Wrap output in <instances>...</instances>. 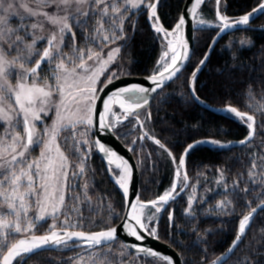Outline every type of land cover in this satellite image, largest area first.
I'll use <instances>...</instances> for the list:
<instances>
[{"label":"snow or ice","instance_id":"obj_1","mask_svg":"<svg viewBox=\"0 0 264 264\" xmlns=\"http://www.w3.org/2000/svg\"><path fill=\"white\" fill-rule=\"evenodd\" d=\"M159 2L160 0H0V128L3 129L0 132V205H6L8 209L7 213L0 209V264H13L14 260L16 264H25L28 258L42 250L61 246L64 248L79 246L76 241H81L89 248H95L109 245L116 239L117 229L113 227L94 233L70 230L82 226L80 220L83 219V213L80 204L90 203L91 200L88 196V184L85 182L80 186L81 192H77V185L70 182V176L75 179L82 178L85 174V161L88 159L91 147L89 146L85 151L82 150L81 145H89V140L85 137L87 130L93 127L95 85L99 77L108 71L109 66L116 63L121 49L127 47L131 39L125 30L126 22L134 35L135 21L131 17L136 15V11L146 8L155 33H164L165 39L175 33L183 52L177 51L173 41L168 40V50L164 51L161 60L158 61V67L169 57V52L172 53L170 62L163 63V70L149 77L154 87H125L109 96L108 100L104 101L105 114L100 118V128L116 126L115 122L110 124L105 122L106 114L111 112L112 102H119L125 113H134L136 109L149 103L145 94L157 92V89H162L167 81L178 79L183 62L189 59L188 44L181 40L179 35L185 24L184 16L179 18L172 32L166 31L158 23ZM215 2L217 19L220 22L216 26L221 32L232 27L233 24L247 25L250 17L257 11L264 13V4H261L259 9H253L252 13L232 22L220 13L221 0ZM202 3L204 0H195L190 12L196 15V10ZM17 5L24 10L25 15L20 14ZM17 17L18 26L10 27L11 19ZM39 17H43V20L38 19ZM45 23L51 25L47 36L38 34L45 31ZM198 23L203 25L207 22L200 19ZM74 27L81 32L83 46H77ZM120 41L123 43H119ZM241 44L243 45L244 42L241 41ZM65 47L69 48L70 52H65ZM105 48L109 49L106 55ZM207 59L208 53L200 60L189 78L190 95L200 103L202 101L196 95L195 82ZM89 61L92 63L90 64ZM118 67L122 68V65ZM241 67L247 68V65ZM225 69L232 70L228 69L227 65ZM220 74L223 75L224 71L221 70ZM13 77L14 85L11 82ZM116 78L117 73L111 72L106 77L107 84L113 83ZM248 96L252 97L250 85ZM53 97L58 99L54 100ZM52 111L54 117L51 125L44 124L43 118ZM221 111L234 115L246 124L249 133L239 143L249 145L256 134V114L264 115V105H258L253 110V114L241 112L230 105ZM136 117L138 120V114ZM146 119H151V112L147 113ZM38 123L43 125L42 130H38ZM81 126H84V131L79 130ZM140 126L143 127V124ZM259 127L264 129V122H261ZM62 133L67 135L61 136ZM144 136L153 139L155 144L172 157L173 163L177 165L175 175L178 179L181 170L185 169V157L199 144L212 143L224 148L229 146L214 139L196 141L185 148L177 164V158L165 144L149 136L147 132ZM61 143L78 160L75 166L72 165ZM95 144L108 156V163H113L112 157H116V154L99 141ZM36 148L40 149V153L34 158L32 152ZM259 159L262 162L261 171L259 173L256 171L258 165L253 158L247 173L253 183H264V156ZM116 168L121 169V172L116 173L111 168L109 171L118 177L115 183L127 194L125 181L126 174H130V166L126 160H121ZM218 171L221 172V180H223V171L219 169ZM187 179V172L184 171L183 180L186 182ZM184 186L186 187L187 184L185 183ZM225 187L227 188V185ZM176 188L177 183L174 182L171 188L157 200L149 202L155 207L156 213H159L169 200L175 199ZM241 191L247 193L249 189L246 186ZM66 199L70 203L66 204ZM230 203L231 201L221 202L218 207H225ZM158 204L160 206H157ZM33 206L36 207L37 214L29 216V209ZM130 207L131 219L135 220L136 225L149 235L157 237L158 224L149 226L153 221L158 222L159 218L155 213L147 216L145 223L141 219L145 205L133 204ZM260 207L264 208V203ZM137 208L141 210L140 214H137ZM255 212L256 209H252V212L240 219L238 232L228 249L229 253L238 249ZM60 215H63L64 219L57 224ZM73 215L79 217L75 222L72 219ZM186 215H193L191 197ZM6 216H14L15 219L9 222L4 218ZM49 218L53 223L49 225L48 231L36 235L37 226H43L41 222L46 223ZM173 226L170 213L169 227ZM125 227L129 228L130 234L137 240L143 239L135 227L127 224ZM138 250L146 256L158 257L166 261V264H173L171 258L158 256L150 249L138 248ZM223 259V257L218 258V260ZM218 260L212 261L211 264H218ZM237 264H250L249 258L244 257L238 260Z\"/></svg>","mask_w":264,"mask_h":264},{"label":"trees","instance_id":"obj_2","mask_svg":"<svg viewBox=\"0 0 264 264\" xmlns=\"http://www.w3.org/2000/svg\"><path fill=\"white\" fill-rule=\"evenodd\" d=\"M263 1L222 0L220 7L225 16L238 19ZM184 2L185 0L160 1L158 14L168 30H171L177 22ZM213 10L215 11V8ZM131 18L135 21V33L133 35L126 22L125 30L131 39L127 47L121 49L118 65H122L126 74L130 76H149L160 58L161 43L149 24L146 11L140 10ZM217 32V29L196 31L194 53L189 65L177 80L158 93L148 109V112H151V119L148 120L151 135L165 144L177 161L185 148L195 141L214 139L232 143L243 140L249 133L246 124L234 116L229 113L226 115L215 113L197 103L190 95L189 78L200 60L204 58ZM237 33L247 35L252 40V45L239 47L234 43L230 50L223 48L228 38L225 35L213 51L207 65L197 75L196 94L211 107L223 109L230 105L241 112L253 114L252 106L256 108V105H260V101L264 99V13L246 29ZM120 43L122 44L123 41ZM226 65L232 70H226ZM242 65H247V68H242ZM221 70L224 71L223 75L220 74ZM249 85L252 90L251 98L248 96ZM256 119V134L249 145L230 149L198 146L188 155L189 180L203 175L205 181H201V184L203 182V186L206 185L213 190L214 181H206V179L215 178L220 172L219 169L228 180L225 183L234 186L235 189L233 192H228L230 194L228 201L231 203L226 208H212V211L207 212L208 208L215 206L222 197L226 196L223 193L214 192L203 197L201 201L206 200V202L198 206L194 217H188L183 213L186 207L185 195L189 187L185 195L169 204L160 220L158 236L181 254L184 264H210L217 259L234 240L243 215L264 202V188L258 191L259 188L247 175L252 164L250 153L258 152V149L249 151V148L257 144L260 151L264 150L263 146H260L262 144H258L257 141L259 135L264 138V129L261 128L259 134V125L264 122V115L256 116ZM115 133L124 142L121 136ZM156 153L163 158L162 162L158 160ZM133 154L140 169L141 200H152L172 184L173 168L168 154L150 142L145 145L141 140ZM156 160L160 164L155 165ZM89 170L90 194L107 205L111 204L120 212L118 218L121 217L124 212V197L110 179L97 152H93L89 158ZM246 186L249 191L242 192L241 190ZM170 213L173 227H169ZM110 218L108 214H103L98 221L91 223L85 229L78 230L97 232L106 229L108 227L105 225ZM99 248L87 250L69 247L43 250L28 258L25 264H77L78 257ZM124 248L133 254L125 246ZM244 257L249 258L250 264H264V211L257 215L245 239L225 264H237V261Z\"/></svg>","mask_w":264,"mask_h":264},{"label":"rangeland","instance_id":"obj_3","mask_svg":"<svg viewBox=\"0 0 264 264\" xmlns=\"http://www.w3.org/2000/svg\"><path fill=\"white\" fill-rule=\"evenodd\" d=\"M214 8L216 9V2H215V0H211L208 3L205 2L202 5V7L197 11V14L195 16V25L197 27L196 31L202 30V29H217L219 31V27L216 26L219 24V22L216 19V13L213 10ZM17 10L20 12V14L25 15L24 10L19 8L18 5H17ZM141 10L146 11L147 18H148V15H149L148 10L146 8H142ZM49 11H51V9H49ZM134 11H136V10H134ZM138 11H140V10H138ZM138 11H136V12H138ZM220 11H221V14L224 15L222 13L221 7H220ZM157 12H158V10H157ZM158 16H159V14H158ZM38 19L43 20V17H39ZM200 19L205 20L207 23H205L203 25L199 24L198 20H200ZM148 21H149V18H148ZM160 21H161V19H160ZM149 24L151 26L150 21H149ZM9 26L13 27V28L17 27L18 26V17L12 18ZM159 26L168 30L163 24H161V25L159 24ZM247 27H243V28L229 32L227 34V36H228V38L226 40L227 43L222 47L230 50V49H232L231 45L234 43H237L239 45V47H250L252 45V40L249 37H247V35H245L244 33H237V31H243ZM50 28H51V25H48L47 23H45V31L43 33H38V34H43V35L47 36L49 34L48 30ZM151 28L154 31L152 26H151ZM73 31L76 32L77 46L78 47L83 46L84 41H83V37L81 35L80 30L74 27ZM155 34L159 38L160 43H161V48H162L160 58L158 59V61H160L164 51L168 50V47H167L168 44L166 43V39L163 35H161L160 33L159 34L155 33ZM241 41L244 42L243 45L241 44ZM66 43H67V40H66ZM5 47H7V46L5 45ZM93 47H95V46L93 45ZM111 47H116V45H111ZM108 50H109L108 48L104 49L105 55L107 54ZM64 51L70 52V49L65 47ZM170 57H171V53L169 52V57L166 58L165 61L162 62V64L159 67H158V61H157V64H156L151 75H153L154 73H157L159 71H162L163 70V63L170 62ZM118 59H119V57H118ZM118 59H117L116 63H113L109 66L108 71L104 72V74L99 77V80H98L97 84L95 85V87H96L95 96L96 97H97V94L100 91V89L107 83L106 77H108L111 74V72L115 71L117 73V78L130 76V75L126 74V71L123 67L121 68V67L117 66L118 65ZM89 63L91 64L92 61H89ZM11 82L13 85L15 84V78L14 77L11 79ZM53 99L55 100L58 98L53 97ZM260 105H264V99H263V101H260ZM256 106H258V105H256ZM252 108L254 110L255 106L253 105ZM148 109L149 108H146V109L142 110L140 113H138V119H141L143 121L145 131L148 133L149 136H152L151 130L149 127V123H148V119H146ZM113 113H115V115H113ZM229 115H232V114H229ZM259 115H261V114H258V113L256 114V116H259ZM232 116H234V115H232ZM53 117H54V111L49 112L48 116H45L43 118L44 124L51 125ZM108 120H109V123L115 122L116 126L112 127V128L114 129L115 132H117L121 136V138L128 145V147L131 148L132 152H134V150L137 149V147L139 145V140H141V142L144 143L145 145H146V143L150 142L151 144H153V146L159 147V145L154 143L153 139H149L148 136H144V133L142 132L141 127L138 124L136 114L134 116H132L131 118L124 120V116H123V113L121 112V110L119 108L115 107L114 111L109 113ZM128 120H131V121L128 122ZM37 127H38V130H42L43 125L38 123ZM79 130L84 131V126H81V128ZM2 131H3V129L0 128V132H2ZM260 133H261V128L259 129V134ZM64 135H67V134L66 133L61 134V136H64ZM141 137H143V138H141ZM85 138L89 140V145H81L82 150L86 151L89 146L91 147V151L89 153L88 159L85 161V174L82 178L77 177L75 179H72L70 176V182L74 185H77V188H76L77 192H81L82 189L80 186H82L86 182L88 184V196L91 198V200H90V203L89 202H83L80 204V209L83 213V219L80 220V223L82 226L78 227L76 229H70V230L85 229L89 225H91V223L98 221L103 216V214H108L109 216H111L110 221H108V224H106L105 226L113 227L116 224H118L122 218V216L118 218V215H121L120 212L116 211L111 204L107 205L105 202L97 200L98 198L93 197L90 194V182L91 181H89V175H88L89 171H90L89 170V158L93 152H97L95 145H94V126L87 130V135ZM257 141H258V144H262L260 146H263V148H264V138L260 137V135H259ZM220 142L222 144H229V143H224L223 141H220ZM209 145L212 147H219V146L212 144V143H209ZM61 146H62V148H64L66 155L69 156V159H70L72 165L75 166L78 163V160L76 159V157L73 156L71 154V152H69L67 150V148L64 147L63 143H61ZM252 149H258V152L250 153L251 154L250 158H251V160H253V158L256 159V162L258 165L256 171L259 173L261 171L260 165L262 163L259 158L261 156H264V153H263L264 150L262 149L260 151L259 147H257V144L253 145L251 148H249V151ZM39 153H40V149L36 148L32 152V157H34V158L38 157ZM156 156H157L158 160L160 162H162L163 158L160 155H158L157 153H156ZM168 159L170 160V162L172 164V168H173L172 169V173H173L172 184L177 181V188H176V194H177L181 191V189L184 187L186 182L183 180V176L180 177L179 179L176 177L175 173H176L177 165L173 163L172 157L168 156ZM158 163L159 162L157 160H156V162L154 161L155 165H157ZM177 164H178V161H177ZM114 171L116 173L121 172V170H114ZM115 178H118V177L116 176ZM201 181H205V179L203 178V175H199V176H197V178L189 180V191L187 194H186V192L182 194V195L186 194L185 195L186 207L183 209L184 215H186V209L188 208L189 198L190 197L192 198V213H193V215H191V216L186 215L188 217H194L195 216L194 213L196 212L198 206L201 205V203L206 202V200L201 201L202 198L209 196L214 192L216 194L223 193L226 196L222 197L221 200H219L215 206L208 208L207 212L212 211V208H226L228 204L225 207H218V205H220L221 202L228 201V198L230 200V194L229 193L233 192L235 189L234 186L225 183V181H228V180H227L226 176L224 175V173H223V180H221V172H219V174H217L215 178L210 177L209 179H206V181H214V183L212 184L213 190H210L208 188V186H206V185L203 186L202 185L203 182L201 184ZM218 181H220V182L218 183ZM250 181H252V180H250ZM172 184H171V186H172ZM253 184L257 188H259L258 191H261L264 188V183H253ZM115 185H116V183H115ZM225 185H227V188L225 187ZM171 186L168 187L165 191L169 190L171 188ZM117 188L122 192V190L118 186H117ZM164 192L161 193L160 195L164 194ZM160 195H158L156 198H154L152 200H149V201L142 200V201L145 203H149L150 201L157 200ZM179 198H177L175 201H177ZM175 201H173V202H175ZM67 203H70V201H68L66 199V204ZM157 206H160V205L158 204ZM0 209H2L3 212H5V213L8 212L6 205H0ZM92 209H95V211H92ZM142 211H143V215L141 216V219L145 223H147L146 217L152 215L153 213H155V215L159 218L158 222L153 221L149 225L151 227L153 224H158L157 237H159L158 236V234H159L158 233L159 223H160V220L162 219V216L165 213V211L156 213L155 207H153V206H145ZM28 214H29V216H35L37 214L36 207L33 206L32 208H30ZM4 218L7 219L9 222H11L15 219L14 216H6ZM63 219H64V216L60 215L59 220L56 221V223L59 224L60 221H62ZM72 219H73V222H75L77 219H79V217H77L76 215H73ZM52 223H53V220L51 218H49L46 223L41 222V224L43 226H37V228L35 230V234L41 235V234L46 233L49 229V225H51ZM102 230H105V229H102ZM237 231H238V229H237ZM124 246H125L124 243L120 240L115 244L112 243L110 245L102 247L101 249L99 248V249L93 251L92 253L86 254L85 256L78 257L77 258L78 260L76 263L77 264H166V261L160 260L158 258L150 259V258H144V257H136L134 254L129 253L124 248ZM62 248H64V247H60L58 249H62ZM81 248L82 247H80L78 249H81ZM15 263H16V261H15Z\"/></svg>","mask_w":264,"mask_h":264},{"label":"water","instance_id":"obj_4","mask_svg":"<svg viewBox=\"0 0 264 264\" xmlns=\"http://www.w3.org/2000/svg\"><path fill=\"white\" fill-rule=\"evenodd\" d=\"M193 3H195V0H185L184 5L182 7L181 14L179 16V18H180L183 15L185 18V24H184L179 35H180L181 40H183L184 42H186L188 44V49H189V59L183 62L182 68H181V73L178 74L179 77L183 73V71L187 68V66L189 65V63L192 59L193 53H194V48H195L197 28L195 26V15H193L190 12V8H191V5ZM159 4H160V2H159ZM159 4L157 6V10H158ZM261 4H264V1ZM260 5L257 6L255 9H259ZM216 10H217V5H216V9H215L216 19H217V11ZM219 10H220V6H219ZM252 12H253V10L250 11L249 13H252ZM220 13H221V11H220ZM262 14L263 13H261L259 11L254 13L250 17L249 23L247 25L233 24L232 27L224 30L223 32H221L219 29V31L217 32V34L215 35V37L213 38V40L210 44L211 47L209 46V48L207 50L208 59H207L205 65L202 67V69L207 65L213 51L215 50V48L217 47V45L219 44V42L221 41V39L225 35H227L231 31L249 26L255 19L260 17ZM157 16H158V12H157ZM179 18H178V20H179ZM178 20H177V22H178ZM237 20H239V18L238 19L229 18V21H232V22L237 21ZM218 22H219V20H218ZM176 23H175V25H176ZM159 24L160 25L162 24L160 21V18H159ZM175 25L173 26V28L175 27ZM173 28L171 30H166V29L165 30L168 32H172ZM160 34L165 37L164 33H160ZM168 40H172L173 44L176 46L177 50H180L181 53L183 52V49L180 48L179 43L177 42V38H176L175 33L172 36L167 37V39H166L167 44H168ZM214 40H215V43L213 44ZM165 75H167V74H165ZM151 76L152 75H149V76H126V77L116 78V79H114L113 83H111V84L106 83L105 85H107V86L104 85L100 89V91L98 92L97 97L94 101V104H93L92 117H93V126H94V145H95L98 156L100 157V159L102 160V162L104 163V165L106 167V170L108 172L110 179L114 182V178L116 176L113 175L112 172L109 171V169L111 168L112 170H120V169L116 168V165L120 164L121 160H126L128 162V165L130 166V169H131L130 174H127L126 186L128 188V192H127V194H125V192H122L123 197H124V212H123V215H122L120 222L118 224H116L115 226H113V228L117 229L116 239L113 240L112 242H110V244L115 243L118 240H121L124 243V245L136 257H144V258H150V259L158 258V257H153V256H146L143 252L138 250V248H144V249H150V250L156 252L158 254V256H165V257L171 258L173 261V264H184V261H183L181 254L172 245L163 242L162 240L159 239V237L157 238V237H154L152 235H149L146 231H143L142 229L139 228L138 225H136L135 220L131 219L132 209H131L130 205H133V204L139 205L142 203L145 206H152L151 204L145 203L141 200V188H140V178L141 177H140V169H139L138 162H137L131 148H129L127 145H125V143L115 133L113 128H109V127L100 128L99 127L100 118L102 115L105 114L104 113V101H107L109 96H111L113 93L117 92L119 89H122L125 87L142 86L145 88H152V87H154V85L152 84L151 80L149 79V77H151ZM175 80H177V79H174L173 81H167L165 86L162 89H157V92L145 94L148 96L149 103L140 109H136L134 113H125V111L123 109H121L120 104H116L115 106L117 108H119L122 113L128 115V116L125 115V117H124V120H127L128 118H131L133 115L140 113L142 110L149 108L151 106L154 98L158 95V93L161 92L163 89H165L167 86H169L171 83H173ZM129 95H132V94H129ZM200 101H202V100L200 99ZM197 103L203 105L207 109H209L215 113H218V114L226 115L228 113L225 111H221V109L211 107L208 104H206L204 101H202V103H200V102H197ZM107 118L108 117L106 116L105 122L109 123V120ZM138 122L140 125L143 124V121L141 119H138ZM141 130L143 133L146 132L145 128H144V124H143V127H141ZM254 137H253V139H254ZM201 140H206V139H201ZM96 141H99L106 148L110 149L111 152H114L116 154V157H119L120 159H117L116 157H112L113 163L109 164L108 163V159H109L108 156L99 150L98 146L95 144ZM198 141H200V140H198ZM193 143H191V144H193ZM228 145L229 146L227 148H224V147H215V148L230 149L233 147L245 146V145H241L239 143V141L229 143ZM198 146L212 147L209 145V143H201ZM189 153H188V155H189ZM188 155L185 157V161H186L185 169L181 170V176L180 177L183 176L184 171L187 172ZM186 184H187V186L186 187L184 186L182 188L183 190H181L178 194L174 193L175 199H171V200H169V202L167 204L163 205L162 210L160 212H164L170 203L175 201L177 198H179L183 193H185L187 191V189L189 187V178L187 179ZM262 203H264V202H262ZM262 203H260L255 208H253V209H256V212L253 213V217L249 222V226L246 229L245 237H246L253 221L257 217V215L260 212L264 211V208L260 207V205ZM250 212H252V210L249 211L248 213H250ZM248 213H246L245 215H247ZM126 224L129 226L135 227L136 230L143 236V239L137 240L135 236H132L129 232V228L125 227ZM238 227H239V224H238ZM76 231H79V230H76ZM97 232H99V231H97ZM86 233H89V232H86ZM92 233H94V232H92ZM245 237H244V239H245ZM243 240H242V242H243ZM233 241H232V243H233ZM69 243L71 244L72 242H69ZM232 243L230 244V246L232 245ZM241 243H240V245H241ZM76 244L79 246H76L73 248L82 247V248H86L87 250L107 246V245H100V246H97L95 248H89L87 245H84L81 241H76ZM135 246H138V247H135ZM61 247H63V246H61ZM58 248H60V247H58ZM58 248L45 249V250H58ZM228 249L223 254H221L219 256V257H223L224 258L223 260H218L219 257L216 259V260H218V264H225L236 252L235 251L233 253H229ZM14 263H15V260L13 261V264Z\"/></svg>","mask_w":264,"mask_h":264},{"label":"bare ground","instance_id":"obj_5","mask_svg":"<svg viewBox=\"0 0 264 264\" xmlns=\"http://www.w3.org/2000/svg\"><path fill=\"white\" fill-rule=\"evenodd\" d=\"M207 1H209V0H204V3L207 2ZM204 3H202V4L197 8L196 11H198V10L202 7V5H203ZM195 16H196V15H195ZM195 26H196V25H195ZM196 28H197V27H196ZM177 51H180V50H177ZM170 53H171V52H170ZM171 55H172V54H171ZM116 104H119V102H115V101H114V102L111 103V105H110V106H111V112L114 111L113 109L116 107V106H115ZM114 106H115V107H114ZM111 112H109V113H111ZM109 113L106 114L107 117H108ZM125 115H127V114H124V113H123V116H124V117H125ZM127 116H128V115H127ZM133 116H134V115H133ZM107 119H108V118H107ZM120 170H121V169H120ZM116 179H117V178H114V182H115ZM125 182H127V174H126V181H125ZM176 183H177V181H176ZM116 185L119 187L118 184H116ZM119 188H120V187H119ZM120 189L122 190V192H124V190H123L122 188H120ZM140 212H141V210H140L139 208H137V214H140ZM142 212H143V211H142Z\"/></svg>","mask_w":264,"mask_h":264}]
</instances>
